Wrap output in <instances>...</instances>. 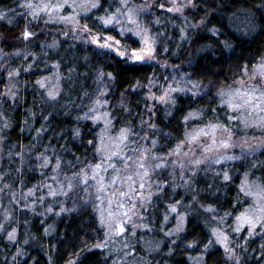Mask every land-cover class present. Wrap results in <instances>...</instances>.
Instances as JSON below:
<instances>
[{
  "label": "trees",
  "instance_id": "1",
  "mask_svg": "<svg viewBox=\"0 0 264 264\" xmlns=\"http://www.w3.org/2000/svg\"><path fill=\"white\" fill-rule=\"evenodd\" d=\"M177 4L173 13L169 0H0L16 85L0 97V264H109L95 241L135 211L163 244L161 264H264V223L237 219L256 201L246 193L264 188V113L227 103L237 88L264 85L251 78L264 58V0ZM146 23L158 42L152 61H137L126 53L143 45ZM230 138L253 142L243 160L205 173L163 164Z\"/></svg>",
  "mask_w": 264,
  "mask_h": 264
},
{
  "label": "rangeland",
  "instance_id": "2",
  "mask_svg": "<svg viewBox=\"0 0 264 264\" xmlns=\"http://www.w3.org/2000/svg\"><path fill=\"white\" fill-rule=\"evenodd\" d=\"M169 1L172 4V9H182L183 7H185V5L176 7L177 5H179L177 4L178 0ZM171 12L176 13L179 11L173 10ZM144 26L143 32L145 34V40H147L148 43L146 44L144 40V43L140 47V49L128 52L126 53V55L132 58V54L133 52H135L136 54L143 56V59H141L142 61H152L154 58L158 37L150 25L146 23L144 24ZM110 43L111 48L116 49L114 47V43ZM142 49H144L145 51L142 52ZM23 58L25 57L19 55L15 59L22 60ZM13 60V57H10L8 54H5L4 51H2L0 39V97L7 96L13 98L15 95L16 85L13 80L14 75H12L10 71ZM262 63H264V58L262 60ZM5 81L6 83L3 85V82ZM187 82L188 81L179 80L176 84H186ZM150 86L151 94L149 95L150 99L153 100L155 98L153 94V84H151ZM98 87L100 90L101 84H99ZM145 88L149 90V86H145ZM156 98L160 100V98ZM219 135H222V133H220ZM230 140L231 144H229L230 146L228 148H225L223 150L220 147L211 148L209 152L206 151V149L208 148L207 146H200L204 150L202 151V149L191 145L187 150L178 152L173 156H168L163 164L165 163L166 165V161L172 158L173 161H171V163L175 162V160H180L178 164L179 168H182L181 166H184L186 163L189 168H192L190 166L193 165L199 170L205 169L204 171H202L205 173L206 171H214L216 166L223 167L230 162L243 160L249 153L248 150L250 149V147H253L254 145L251 140L238 139L235 141L231 138ZM155 157L156 156H152L151 159H149V163H147L149 167L151 165H154V160L157 158ZM165 157L166 156H163L162 159ZM227 157H232V159H228ZM197 161H199V163H197ZM117 183H121V179H119V177L116 178V185H118ZM86 187L87 186H85L84 188V194L86 191H88V188ZM138 197H142V194H139ZM118 213H120V211H118ZM145 219L146 214L140 213V211L130 212L127 215L123 213L120 215L118 214L116 216V224L109 226L105 230L102 238H99L101 239L100 241H95L97 242L96 245H99V247L97 246V248H99L105 254L106 258L109 261V264H161L160 257L158 255L155 256L154 254L158 253L163 244H159L153 240L152 235H150V225H148L146 222L145 224L142 222ZM180 227L181 229L183 228L181 224ZM121 228L123 229V231H121ZM181 229L179 228V230H175V232H173V235L177 236L179 234V231L181 232ZM93 239L95 240L96 237L94 236ZM194 258L195 259H190L189 262L191 264H199L198 257L195 256Z\"/></svg>",
  "mask_w": 264,
  "mask_h": 264
},
{
  "label": "snow or ice",
  "instance_id": "3",
  "mask_svg": "<svg viewBox=\"0 0 264 264\" xmlns=\"http://www.w3.org/2000/svg\"><path fill=\"white\" fill-rule=\"evenodd\" d=\"M189 3H192V0H189ZM96 4H92V7H96ZM28 8H32V4L29 3L27 5ZM47 7V6H46ZM180 11L181 9L179 8H175V9H169V11ZM33 15L35 16V12H33ZM129 20L130 22H134L132 21L131 17H132V10L129 9ZM114 19V17H109L108 19H106L104 22L106 24L111 23L112 20ZM86 27V26H85ZM24 38H28L29 35H31V33H29L28 31H25L23 33ZM108 39H111V37H109ZM145 43L147 44V40H145ZM103 47H111V45L109 44H105L102 45ZM142 52H144L145 50L142 49ZM121 55H124V53H120ZM132 59L134 60H141L143 59L142 55L136 54L135 52H133L132 54ZM111 74H109L110 76ZM257 76L264 81V63H261L260 65L256 66V69L253 70V76L251 77L252 79H256ZM240 84L243 85L244 81H240ZM50 95H52L50 93ZM228 103V107H230L231 109H233L234 111L240 112V113H248L249 115L252 114L253 112H259V113H264V85H254L252 87H248V88H237L233 94L232 97H230L229 101H227ZM232 118V117H230ZM245 126H247V121L245 120ZM258 126L264 127V115H261L259 117V122H258ZM210 127L213 129V135L215 132V129L218 127L217 125H210ZM123 131V130H122ZM208 135V133L203 132V130H201L199 133H197L196 135H194L192 138L193 139H197V137L200 135ZM126 138V137H124ZM213 143H215V140L213 139ZM223 143V147L227 148L230 145L227 142H222ZM211 150L206 149V151ZM228 159H232V157H227ZM219 162V161H217ZM197 163H199V161H197ZM100 165H96V168H100ZM156 167H160V165H156ZM140 168H144V164L141 163L140 164ZM148 173L145 170L144 172V176H147ZM228 174L225 173L224 174V179L227 180ZM129 180H131V177H128ZM113 182H115L113 180ZM101 187H103V185H101ZM141 188L144 187L143 184L140 185ZM247 195H254L256 197V201L254 203V205L245 211V213H242L241 216L237 217L238 220L242 221L243 223H247L252 227H255L256 224L258 223H264V188H261L259 190V192L257 193H253V192H248L246 193ZM52 195H55V193H52ZM121 195H124V193H121ZM51 209H49L50 211ZM173 211H175V208L172 209ZM121 231H123V229L121 228ZM237 231H239V228H237ZM9 239H14V232L13 233H9ZM226 239V237H225ZM99 247V245H97Z\"/></svg>",
  "mask_w": 264,
  "mask_h": 264
}]
</instances>
